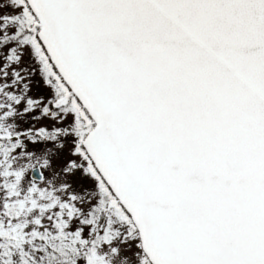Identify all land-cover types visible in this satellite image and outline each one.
Wrapping results in <instances>:
<instances>
[{"label":"snow or ice","instance_id":"6c2138e0","mask_svg":"<svg viewBox=\"0 0 264 264\" xmlns=\"http://www.w3.org/2000/svg\"><path fill=\"white\" fill-rule=\"evenodd\" d=\"M0 264H264V0H0Z\"/></svg>","mask_w":264,"mask_h":264}]
</instances>
